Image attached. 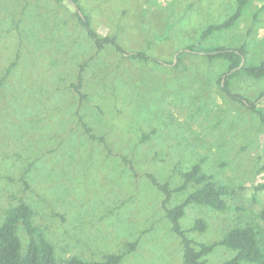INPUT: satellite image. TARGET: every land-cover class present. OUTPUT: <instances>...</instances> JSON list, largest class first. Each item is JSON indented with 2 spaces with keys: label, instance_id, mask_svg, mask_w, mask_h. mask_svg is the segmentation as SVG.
<instances>
[{
  "label": "rangeland",
  "instance_id": "374dc122",
  "mask_svg": "<svg viewBox=\"0 0 264 264\" xmlns=\"http://www.w3.org/2000/svg\"><path fill=\"white\" fill-rule=\"evenodd\" d=\"M78 4L91 27L100 36L115 35L124 52L97 47L72 0H0V36L19 34L0 37V75L9 62L1 58L5 45L12 47L7 55L28 47L21 63L37 64L18 68L0 89V225L7 207L25 201L54 245L57 264L72 256L102 261L108 254H119V264H186L168 210L196 188L191 182L178 189L196 163L236 192L223 211L186 206L180 226L195 246L257 223L264 206V190L255 188L264 183V119L222 90V60L177 58L209 24L232 14L237 0ZM203 45H243L249 65L264 60V0H248L238 22ZM130 51H145L150 60L130 58ZM81 65L82 102L70 85ZM231 89L264 116V76L236 75ZM151 175L172 191L166 203ZM198 218L205 230L191 229ZM18 234L25 250L21 224ZM235 255L218 244L202 260L221 264Z\"/></svg>",
  "mask_w": 264,
  "mask_h": 264
},
{
  "label": "trees",
  "instance_id": "16d2710c",
  "mask_svg": "<svg viewBox=\"0 0 264 264\" xmlns=\"http://www.w3.org/2000/svg\"><path fill=\"white\" fill-rule=\"evenodd\" d=\"M72 1L78 6L77 15L81 24L87 30L88 35L93 39L97 47L103 49L110 44L115 46L119 52H124L123 48L118 44L115 35L100 36L97 31L91 27L88 16L82 13L78 0ZM237 2L238 5L235 11L224 21L209 24L202 31L200 37L194 44L188 45L178 52V63L188 54H201L209 60H222L226 68L219 79L222 90L229 98L238 100L251 107L264 119L263 114L257 109L254 102H250L241 94L231 89L232 80L236 75L247 74L254 78L264 76V60L257 64L249 65L246 60V47L243 45L238 47L219 46L210 48H206L203 45V41L208 36L215 33V31L229 29L238 22L248 5V0H237ZM171 26H168V28ZM1 34V36L6 35L5 37L9 38V40L19 35L16 31L3 32ZM9 40L7 43H10ZM15 41L16 38L14 39V43ZM3 49L4 52H1V58H8L9 62H6L7 64H4L1 68L0 89L7 86L11 76H16L18 68L24 67L27 70H32L33 65H37L32 63L27 64L30 65V67H27L21 63V60L25 58L24 55L26 50H28V47L25 50L24 45L21 48L17 47L16 50H14L15 54L10 53L7 55L6 50L12 49L9 45H5ZM31 52L32 51L29 50L26 54H30ZM128 56L134 59L140 58L143 60H150V57L147 56L145 51H130L128 52ZM84 66L85 65H81V74L78 75L77 81L70 84L78 94L81 102L86 98V93L82 89L84 80L82 71L84 70ZM262 97H264V93L260 95L259 99ZM41 104H44L42 102V97ZM151 178L153 183L166 193V198L164 200V203H166L172 191L169 190L167 184L159 183L152 175ZM191 182L196 185V188L187 196L183 203L168 210V216L173 223L174 230L182 237L184 249L183 259L185 263L205 264L202 257L210 253L216 245L221 244L236 250V255L232 259L224 261L221 264H264V206L258 212L259 220L257 223H247L246 225L233 227L222 240L215 243H199L195 246L193 241L186 236V231L182 230L179 220L184 215L187 205L196 202L223 211L229 207L227 196H233L236 192L235 188H229L227 185L218 184L214 180L212 174L203 172L200 163L193 165V167L184 174V182L178 189H183ZM255 188L256 190H264V183L258 184ZM4 212L5 218L0 225V264H57L54 245L45 238L43 233L34 224L32 220L33 210L28 203L21 201L16 205L7 207ZM20 224L23 226L28 236V243L25 250H23L22 241L18 234V226ZM206 227V221L202 218H198L191 229L205 230ZM135 245L136 244H132L131 247L134 248ZM120 261L121 256L119 254H108L102 261H87L77 256H72L67 259L66 264H119Z\"/></svg>",
  "mask_w": 264,
  "mask_h": 264
},
{
  "label": "water",
  "instance_id": "95a60500",
  "mask_svg": "<svg viewBox=\"0 0 264 264\" xmlns=\"http://www.w3.org/2000/svg\"><path fill=\"white\" fill-rule=\"evenodd\" d=\"M243 61H244V59H243Z\"/></svg>",
  "mask_w": 264,
  "mask_h": 264
}]
</instances>
